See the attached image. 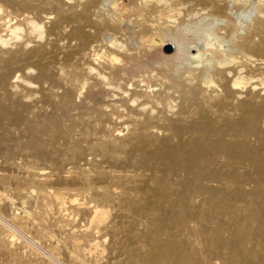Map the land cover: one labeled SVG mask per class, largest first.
Listing matches in <instances>:
<instances>
[{
  "label": "bare ground",
  "instance_id": "1",
  "mask_svg": "<svg viewBox=\"0 0 264 264\" xmlns=\"http://www.w3.org/2000/svg\"><path fill=\"white\" fill-rule=\"evenodd\" d=\"M2 2L0 184L50 211L20 210L35 235L0 213L2 238L49 264L40 238L78 264H264V0Z\"/></svg>",
  "mask_w": 264,
  "mask_h": 264
},
{
  "label": "rangeland",
  "instance_id": "2",
  "mask_svg": "<svg viewBox=\"0 0 264 264\" xmlns=\"http://www.w3.org/2000/svg\"><path fill=\"white\" fill-rule=\"evenodd\" d=\"M0 7L4 8L5 10H10L13 13H18V14L22 13V11L18 10L17 8H13V7L7 6L6 4H4L2 2V0H0ZM43 7H45V8H43ZM240 8L239 7L234 8L232 11H229V13H231L232 16H236V15L241 13V11H242V9L244 7L241 6ZM53 9L54 8H52L49 5H43V6L37 7L36 9H32L31 11H29V15L28 16L33 18L39 24L40 23L42 24V22H45L43 24L45 26V30L48 31L53 26L55 20L58 19V11L56 9H54V10ZM50 16H52V17L54 16V17L52 19H49V20L46 21V18H48ZM242 20H243V18H242ZM203 22L205 24L203 27H206V28L210 27V25L207 24V20H205ZM124 28H126L125 25H124ZM187 28L188 29L185 31V33H187L188 35L192 33V35H189V36L187 35V36L189 38L191 37L193 41L197 42V44L198 43L200 44L201 43L200 40L203 38V36H202L203 35V33H202L203 31L199 30L197 25L194 26V27L189 26ZM71 29H72L71 25L66 23V24H64L62 26V33L53 35L54 37L51 36L50 39L52 41L57 42L59 44V46H61V48H64V47L66 48L68 46V44H69L68 39L66 38V34ZM201 33H202V35H201ZM194 45H196V44H193L191 46H194ZM165 48L163 49V52L165 54H169V53H167L165 51ZM105 53H106V51L102 50L100 52L101 56L100 55L99 56L103 57V56L106 55ZM3 174H5V173H3ZM3 194L7 195L9 198L13 197L15 205L14 206L10 205L8 199H5V195H3ZM35 201L36 200H33V202L31 201V203H29V201H27L26 198L23 197V195L21 196V195L16 194V191H14L13 188L10 189V190H6L0 184V213L3 216H5V218H7L10 221L13 219L11 222H13V224L17 228H20V229L22 228L23 232H25V234H27V235H31V234L35 235V231L32 229L33 227L28 224L27 217H25L24 215L22 217V214H21L20 210H22L23 208H27V210L29 212L30 211L32 212V209H34V207L37 206V207L40 208L41 211L43 210L42 211L43 213H46L47 216H50V211H48L47 208L43 204H39L40 202L37 203ZM21 204H23V206ZM24 205H25V207H24ZM19 216H20V218H19ZM21 220H23V221L21 222ZM57 239H59V238L58 237H56V238H51V237L46 238V237H44V239L40 238L39 242L45 248H50V249L51 248H56V251L58 252L59 258L65 264H78L77 261H75L74 259L71 258L70 250L68 248H66V246H64L63 244L59 243L57 241ZM20 241H21V239L19 240L18 238H14V237L13 238H9V239H3L1 234H0V264H49V262L46 259L42 258L41 256H38L37 254L33 253L32 254L33 257H28V256L24 255V253L27 250L26 249H22V245L23 244H21ZM58 246H59V248H58ZM106 261H107V259H104L100 263L101 264H109ZM110 262L113 263L114 260H110ZM100 263H97V264H100Z\"/></svg>",
  "mask_w": 264,
  "mask_h": 264
},
{
  "label": "water",
  "instance_id": "3",
  "mask_svg": "<svg viewBox=\"0 0 264 264\" xmlns=\"http://www.w3.org/2000/svg\"><path fill=\"white\" fill-rule=\"evenodd\" d=\"M165 51L170 53L172 51V47L170 45L166 46Z\"/></svg>",
  "mask_w": 264,
  "mask_h": 264
}]
</instances>
